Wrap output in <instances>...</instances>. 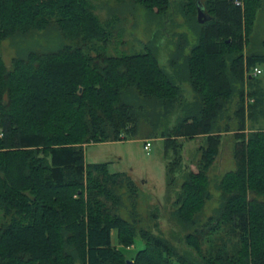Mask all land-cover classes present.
<instances>
[{
	"label": "trees",
	"instance_id": "obj_1",
	"mask_svg": "<svg viewBox=\"0 0 264 264\" xmlns=\"http://www.w3.org/2000/svg\"><path fill=\"white\" fill-rule=\"evenodd\" d=\"M129 1L162 21L166 39L174 1ZM240 1L182 2L196 43L176 35L168 70L156 39L141 53L109 55L122 21L114 13L101 20L93 0H0V44L54 27L61 36L57 48L30 51L10 68L0 55V264H264V86L245 76L264 56L244 53L264 0ZM199 4L211 17L202 24ZM235 97L239 123L231 130ZM229 133L236 169L201 222L212 199L209 172ZM139 135L174 150L170 185L182 166L179 140L204 138L197 172H185L174 203V216L192 229L184 251L118 214V189L126 183L134 194L132 179L85 161L88 145ZM137 239L144 248L128 257Z\"/></svg>",
	"mask_w": 264,
	"mask_h": 264
},
{
	"label": "rangeland",
	"instance_id": "obj_2",
	"mask_svg": "<svg viewBox=\"0 0 264 264\" xmlns=\"http://www.w3.org/2000/svg\"><path fill=\"white\" fill-rule=\"evenodd\" d=\"M98 6V15L101 20H106L111 13L121 19L120 26L114 37L108 54L112 56L133 55L144 51V45L150 40L156 39L160 62L163 67L169 70L170 59L175 51V43L179 34H186L191 44L196 43V37L188 24L187 17L182 11V2L187 0H173L174 13L172 20L166 23L167 38H163L162 21L152 13L141 7H134L129 0H93ZM187 11V9H186ZM198 19V12H197ZM159 33V34H158ZM61 43L59 31L54 27L47 32L31 33L27 36L17 35L0 44V55L6 66L11 67L12 61L20 56H26L30 51H49L57 48ZM161 43V44H159ZM245 55L264 56V1L256 15V20L249 36V42L245 47ZM262 75L258 77L264 86V63L258 66ZM173 72V71H172ZM180 74V75H179ZM176 73L182 76V72ZM246 78L248 77L245 74ZM177 82H179L177 80ZM180 83V82H179ZM188 101H194L195 95L188 83L182 84ZM248 92V86L245 88ZM239 98L235 97L229 105L228 116L231 117V130L238 128V118L235 116ZM253 101L248 97L245 99V106L248 107ZM246 132H249L251 123L246 112ZM173 123V122H172ZM223 125L227 123L224 120ZM151 140L152 147L149 152L144 149L145 137L139 135L134 139L91 144L85 147V161L89 164L108 163L112 173H123L135 183L136 192L131 194L125 183L118 189L120 204L118 214L130 221L135 222L139 230H147L155 235L169 241L178 250H185L184 237L192 231L191 228L181 223L175 216V201L181 191L184 182L185 172H197V162L200 159L199 148L204 145V138L181 139L183 144L181 151L182 166L175 173L174 181L170 185L169 163L175 159L174 150H167L164 141L161 139ZM233 133L224 134L219 155L209 172L210 192L212 199L207 203L204 211L198 219L206 221L214 214L220 205L221 191L219 184L222 178L230 171L236 169V162L233 155L234 147ZM2 213H0V224ZM116 232H113V236ZM116 244V243H115ZM133 246V245H132ZM131 246V247H132ZM123 248L122 246H118ZM144 248V242L137 239L128 257L135 255Z\"/></svg>",
	"mask_w": 264,
	"mask_h": 264
},
{
	"label": "built area",
	"instance_id": "obj_3",
	"mask_svg": "<svg viewBox=\"0 0 264 264\" xmlns=\"http://www.w3.org/2000/svg\"><path fill=\"white\" fill-rule=\"evenodd\" d=\"M235 3L236 5H241V1L240 0H235ZM246 75L249 76V77H259L260 75H262V70L259 68V67H256L254 68L253 70L249 71V70H246ZM151 147H152V143H151V140H147L145 141L144 143V149L149 152L151 150ZM133 247H130L128 249H132Z\"/></svg>",
	"mask_w": 264,
	"mask_h": 264
},
{
	"label": "water",
	"instance_id": "obj_4",
	"mask_svg": "<svg viewBox=\"0 0 264 264\" xmlns=\"http://www.w3.org/2000/svg\"><path fill=\"white\" fill-rule=\"evenodd\" d=\"M211 17L203 11V7L199 4L198 6V21L199 23H205L209 21ZM130 263V262H129Z\"/></svg>",
	"mask_w": 264,
	"mask_h": 264
}]
</instances>
